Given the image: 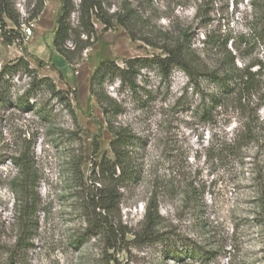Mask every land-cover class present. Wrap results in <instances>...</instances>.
Instances as JSON below:
<instances>
[{"label":"rangeland","instance_id":"obj_1","mask_svg":"<svg viewBox=\"0 0 264 264\" xmlns=\"http://www.w3.org/2000/svg\"><path fill=\"white\" fill-rule=\"evenodd\" d=\"M131 2L145 20L137 25L136 36L149 38L154 46L131 39L118 24L104 30L95 20L96 41L80 61L68 64L52 44L60 0H44L38 17L21 25L24 50L3 43L0 36V66L24 56L39 76L50 77L67 91L76 115L75 124L53 99L47 103L52 114L46 122L35 110L0 106V264H264V230L257 223L252 174L247 165L219 161L207 151L211 141L224 133L230 137L238 126L236 104L218 107L215 123L202 122L193 111L207 84L192 87L176 67L167 78L151 63L139 69L136 94L117 81L105 84L122 105L113 123L136 135L131 149L138 173L122 189L112 217L125 232L118 247L107 249L104 235L93 234L75 207L68 185L72 158L81 154L80 170L86 178L94 161L113 156V136L89 93L88 80L99 61L112 59L122 66L126 59L151 58L162 54L156 46L185 31L209 70H218L223 59L233 56L237 67L252 66L264 93V0H256V6L251 0H216L198 13L200 0ZM33 4L34 0H15L22 17ZM26 26L31 30L28 36ZM26 81L22 76L14 80V87L22 90ZM37 98L46 103L48 95ZM258 114L264 127V104ZM33 137L39 202L29 238L17 246L19 225L9 186L16 168L8 156ZM247 151L252 154L255 149ZM166 181L173 185L170 191ZM155 201L160 218L147 227V207L154 215Z\"/></svg>","mask_w":264,"mask_h":264},{"label":"trees","instance_id":"obj_2","mask_svg":"<svg viewBox=\"0 0 264 264\" xmlns=\"http://www.w3.org/2000/svg\"><path fill=\"white\" fill-rule=\"evenodd\" d=\"M215 1L200 0L197 13L205 3ZM60 3L61 10L53 31L52 44L54 50L68 64L80 61L83 52L96 41L95 20L103 25L104 30L112 29L118 24L128 32L131 39H141L149 45H155L149 38L136 36L137 25L145 20L132 6L131 0H60ZM251 3L259 5L256 0H251ZM43 7L44 0H34L28 16L22 17L15 7V0H0L2 42L8 45L15 43L24 50L21 25L36 19ZM6 20L13 26L9 27ZM156 47L160 48L162 54L151 58L126 59L122 66L112 59H105L99 61L93 69L88 80L89 93L101 108L107 129L113 136L109 142L113 156H103L94 161L90 175L86 178L80 170L81 154L72 158L68 185L72 189L71 197L75 199V207L84 216L92 233L103 234L106 248L115 250L123 240L125 232L112 217L118 209L123 195L122 189L136 178L138 166L131 149L136 135L127 126L113 123L116 115L122 112V105L108 94L105 84L117 81L119 87L128 88L132 94H136L139 87L136 82L139 69L151 63L163 78L169 77L176 67L184 72L192 87H199L202 82L207 84L206 89H202L200 105L193 111L204 123L216 122L218 107L236 104L239 113L238 126L230 137L224 133L215 142L211 141L207 151L208 155L219 161L232 159L241 166L247 165L255 183L257 214L260 215L257 223L264 230V127L258 114L260 106L264 104V93L260 92L257 72L252 71V66L237 67L233 56L223 59L218 70H209L192 48L185 31L175 39L168 38L164 44ZM22 76L27 81L22 90H18L14 87V80ZM44 93L48 95L46 103H39L37 97ZM52 99L71 114L76 124V115L67 91L57 88L50 77L39 76L24 56L0 66V106L15 107L20 111L35 110L39 118L46 122L51 121L52 108L47 103ZM179 100L180 98L177 102ZM33 141L34 137L29 138L23 147L8 156V160L16 168V174L10 178L9 186L14 195L19 225L17 246L29 238L39 202L38 168L31 151ZM249 148H254L255 151L248 154ZM166 188L170 191L173 185L166 181ZM192 199L194 200L193 196ZM152 209L154 215H150V206L147 207V227L154 223L156 225L160 218L156 201Z\"/></svg>","mask_w":264,"mask_h":264},{"label":"built area","instance_id":"obj_3","mask_svg":"<svg viewBox=\"0 0 264 264\" xmlns=\"http://www.w3.org/2000/svg\"><path fill=\"white\" fill-rule=\"evenodd\" d=\"M25 28H26V34H25V35H27V36L30 35V34H31V30H30V28L27 27V26H26Z\"/></svg>","mask_w":264,"mask_h":264}]
</instances>
